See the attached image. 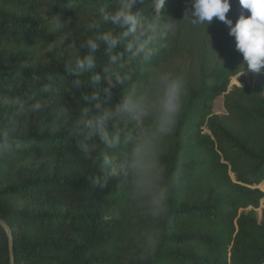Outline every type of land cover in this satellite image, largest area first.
<instances>
[{
  "label": "trees",
  "instance_id": "obj_1",
  "mask_svg": "<svg viewBox=\"0 0 264 264\" xmlns=\"http://www.w3.org/2000/svg\"><path fill=\"white\" fill-rule=\"evenodd\" d=\"M156 2L0 0V264H264V68L228 108L261 137L234 134L210 107L248 68L213 18L198 87L161 131L159 60H134L153 33L136 29L157 16L169 34L192 0ZM122 9L134 32L113 23ZM46 101L69 116H26Z\"/></svg>",
  "mask_w": 264,
  "mask_h": 264
},
{
  "label": "rangeland",
  "instance_id": "obj_2",
  "mask_svg": "<svg viewBox=\"0 0 264 264\" xmlns=\"http://www.w3.org/2000/svg\"><path fill=\"white\" fill-rule=\"evenodd\" d=\"M191 7L188 11L187 17L177 24L175 30H170L169 34L166 33V27L168 22L157 16H152L144 24L137 25L136 34H148L152 32L153 35L144 39L136 51L135 62L141 64L145 60L150 61L157 58V71L154 73L153 81L155 78L160 79V85L158 89V102L163 105L165 95L169 85L174 80H179L182 84L181 97L189 95L190 89H196L199 83V75L202 65V56L205 54V50H210V47L205 49L203 46L209 42L207 28L208 23H193V17ZM87 24H79V29L86 30ZM163 46L166 48L163 50L161 57V49ZM213 55V54H211ZM218 61V57H215L211 62V66L206 67V70H212ZM209 72V71H206ZM259 72H254L249 69H244L238 75L230 80L229 87L226 93L221 97L213 101L210 107V113L213 116L221 118L228 128L238 135H252L258 139L261 137L260 133H251L248 129L244 128L238 120L232 116L229 112V107L234 106L237 103V96L231 95L233 88H241L245 93L250 90L256 81V77ZM44 112H50L61 120L69 116L68 111L55 102H44L33 107L27 112V117H37ZM204 133L208 131L204 128ZM114 141V139H113ZM117 161L115 155H110L104 166V171H115L117 168ZM231 177H233L231 175ZM264 191V185L260 186ZM261 207L264 208V198L260 202Z\"/></svg>",
  "mask_w": 264,
  "mask_h": 264
},
{
  "label": "clouds",
  "instance_id": "obj_3",
  "mask_svg": "<svg viewBox=\"0 0 264 264\" xmlns=\"http://www.w3.org/2000/svg\"><path fill=\"white\" fill-rule=\"evenodd\" d=\"M240 3L250 15L241 14L235 24L226 16L230 9V0H192L191 16L193 23H211L213 18H218L228 25L230 35L235 38L236 49L242 54L243 62L249 70L259 72L264 68V0H240ZM164 6L165 0H157L155 5L157 13ZM111 19L113 23L121 27L128 26L129 31H135L136 18L130 10H118ZM111 43L114 45L116 41L112 40ZM90 46L95 50V43L90 42ZM91 66L92 62L89 60V67ZM75 83L79 85L80 81L77 80ZM181 91L182 84L179 80H174L169 85L163 102L161 131H167L175 122L181 107ZM104 139L107 141V136ZM135 152L140 156L142 149L137 148Z\"/></svg>",
  "mask_w": 264,
  "mask_h": 264
},
{
  "label": "water",
  "instance_id": "obj_4",
  "mask_svg": "<svg viewBox=\"0 0 264 264\" xmlns=\"http://www.w3.org/2000/svg\"><path fill=\"white\" fill-rule=\"evenodd\" d=\"M5 229H6V232H7L8 237H9V243H10V245H9V252H10V259H11L12 246H11V240H10V231H9L8 228H5Z\"/></svg>",
  "mask_w": 264,
  "mask_h": 264
}]
</instances>
